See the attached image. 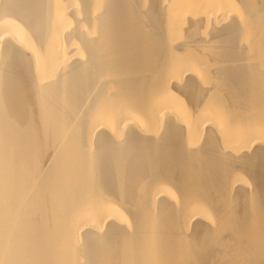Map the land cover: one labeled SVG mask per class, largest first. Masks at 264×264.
I'll return each mask as SVG.
<instances>
[{"label": "bare ground", "instance_id": "bare-ground-1", "mask_svg": "<svg viewBox=\"0 0 264 264\" xmlns=\"http://www.w3.org/2000/svg\"><path fill=\"white\" fill-rule=\"evenodd\" d=\"M240 6L260 33L264 0H0V264H264Z\"/></svg>", "mask_w": 264, "mask_h": 264}, {"label": "rangeland", "instance_id": "rangeland-1", "mask_svg": "<svg viewBox=\"0 0 264 264\" xmlns=\"http://www.w3.org/2000/svg\"><path fill=\"white\" fill-rule=\"evenodd\" d=\"M239 3L237 4V5H239L240 4V1H238ZM237 3V2H236ZM238 11H239V15L237 16V18L239 17V20H243V21H241V23H242V26H243V28H242V31L240 32V37H242V38H240V40L242 41L241 43L242 44H244L246 47H247V49L248 50H250L249 51V56H253L254 57V59H260V58H263L264 57V31H261V30H264V28L263 29H261L260 30V33L258 32L259 31V29H260V27L258 26V23H257V25H256V23H254V24H250V23H252V22H248V19L247 18H249L247 15V12L246 11H244V9L240 6V7H238ZM242 17V18H241ZM241 18V19H240ZM148 24H150V23H147V24H142V26L139 28V36H138V40H139V42H140V46H141V48H144L145 50H147L148 49V47H150V45H148L147 44V42H148V38H149V36H148V31H149V27L151 26V24H150V26L148 27V26H146V25H148ZM146 26V27H145ZM257 26L259 27V29L257 28ZM148 27V30L146 29ZM186 28H188V26L186 27H180V28H178V29H175L176 31H169V29H167L169 32V36H167V37H169V38H167L168 40H171V38L173 39L174 37H179V36H182L183 38H184V34H185V31H186ZM209 28H210V26L209 25H202V26H200L199 28H198V31H199V34H202V35H204V36H207L208 37V35H209ZM184 31V32H183ZM171 33V34H170ZM173 34V35H172ZM178 34V35H177ZM243 35V36H242ZM183 38H180V39H183ZM146 39V40H145ZM174 39H176V38H174ZM173 39V40H174ZM246 43V44H245ZM241 44V45H242ZM249 46V47H248ZM194 48V49H193ZM201 51H200V50ZM204 49V50H203ZM188 50L189 51H191V52H187V54H189V53H194V52H196L195 54H196V56H212L211 54H213V52L211 53V52H205L206 50H207V47L206 46H200V48H196V50H195V47L193 46V47H189L188 48ZM195 50V51H194ZM166 51L169 53V55H170V53H171V55L170 56H178V54L179 53H175V52H173L172 51V49L169 47V45H168V49H166ZM167 52H165V54H164V56H168V53ZM201 52H203V53H201ZM201 53V54H200ZM206 53V54H205ZM209 53V54H208ZM211 53V54H210ZM150 52H146V53H144V56H150ZM204 54V55H203ZM179 56H181V54H179ZM183 56H188V55H183ZM261 56V57H260ZM264 60V59H263ZM209 68V67H208ZM210 69H211V71H210ZM209 70L208 69H205V73L203 74V76H201V77H204V78H202L201 80H202V83H204L205 81L209 84V83H212L211 81H212V79L214 78V76L212 75V67L210 68ZM208 71V72H207ZM212 72V73H211ZM206 74V75H205ZM210 74V75H209ZM210 77H209V76ZM205 76H206V78H205ZM214 80V79H213ZM206 82H205V84H206ZM216 92H217V94H216ZM219 93V94H218ZM213 95H215V99L213 100L214 102H215V106L216 105H222L223 103H224V100H225V102H226V94H224V96H223V93H221L220 91H214L213 93H212ZM220 95H222L221 97H220ZM220 98H219V97ZM184 97V96H183ZM217 97V98H216ZM223 97H224V100H223ZM219 98V99H218ZM220 99H222L221 101H220ZM223 101V102H222ZM217 103V104H216ZM225 104V103H224ZM240 174V176H242L243 174H244V172H242V173H239ZM243 177H247V175H243ZM212 223L213 224H216V222L214 223L213 221H212ZM252 246H247V247H244V248H242L241 249V254L242 253H246L245 251H248V250H250V248H251ZM234 253V254H233ZM233 255H235V256H233ZM232 257L233 258H237V257H239V254L237 255V254H235V252H232ZM235 261V260H234ZM227 263H229V264H233V261H231V262H227ZM236 263V262H235ZM223 264V263H222ZM224 264H226V263H224Z\"/></svg>", "mask_w": 264, "mask_h": 264}]
</instances>
